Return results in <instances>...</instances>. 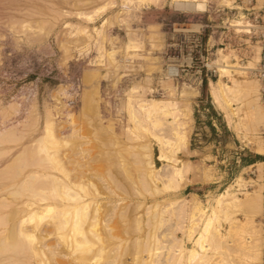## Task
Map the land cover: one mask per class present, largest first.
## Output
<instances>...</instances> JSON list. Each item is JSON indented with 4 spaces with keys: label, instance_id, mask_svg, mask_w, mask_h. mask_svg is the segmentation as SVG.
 Instances as JSON below:
<instances>
[{
    "label": "rangeland",
    "instance_id": "1",
    "mask_svg": "<svg viewBox=\"0 0 264 264\" xmlns=\"http://www.w3.org/2000/svg\"><path fill=\"white\" fill-rule=\"evenodd\" d=\"M37 1L38 2H36V0H0V58H2L0 59V112L1 114H3L2 111H9V109H7L8 105L10 104L11 100L14 99L15 96H17L21 88H23L24 86L27 87L36 84L35 87L37 89V97H35V102L37 104L38 114L35 120V122L37 121L38 123L36 122L35 124L34 122L35 129L30 128V130L28 129L29 131L25 129L26 131L23 132L25 134L17 131L16 133L18 134H13L14 136L10 134V138H8V136L6 135V138L5 136L4 139L2 138L3 140L0 138V200L5 199L3 200L4 203L2 200V202L0 201V261H2V263L0 264H187L186 261H183L184 258L183 260L181 258V262L177 261V258H179L178 256H176L178 255V251H176L175 254L173 253L177 248L180 247L179 249L181 251L185 250L184 255H186V249H189L192 246L191 244L193 239L190 240L189 234L186 233L185 229L188 230V228L190 226L193 227L195 223L193 222L194 224L191 225L192 222H190V220L194 219L191 218L190 214L191 206H189V204L191 202H189V193L184 188L186 187V185L194 182L196 184H199L194 188V191H196L195 193L197 195V198L198 200H200L202 207L206 212H204L205 214H203L204 216L201 218V220H204L207 215L211 214L210 211H212L213 207L215 206L214 203L216 196L229 185H234V183L236 182L235 180L239 176L245 179V184L243 183L245 189L243 187H236V189L239 188L238 191H236V193L239 194V197L242 198V195H240V193L244 191L251 192L257 190L260 186L259 189L261 190L263 196L261 206L264 208V184L261 182V170L263 168V165L255 167L258 171L255 178L248 174L249 170L242 171V169L245 167L244 160H247L246 156L248 155V151H246V149L245 151H240L239 148H244V145L247 141L245 142V140L240 139V136L236 134L235 130H233L232 127L227 128L223 113L219 111L211 102L208 94V81H205V83L203 82L200 86L197 85V90L194 88L193 90L192 87L182 84V79L187 76H185V74L190 72L181 73V78L179 79L173 78L175 80L169 79L168 81V79H166L163 81L165 62L163 54L161 55L160 53L161 48L165 50V47L167 46L166 44L171 43L174 39L177 38V34L173 32V29H175L173 28L174 24L186 25L189 23L194 24L199 22H207L209 28H207L205 32H202L200 35V38L205 42L208 35H210L211 32L215 31V28L219 24H221V22H227L228 20H237L241 13L234 9H237L238 7H240V9L244 8V3L241 4L239 0H230L231 2L227 0L229 2H227V7V5L224 6L225 3H223V5L218 4V2L215 0H198L204 3L203 8L200 10L198 9V11L188 8L181 10V7L179 6H184L186 3L180 2L179 5L176 6L175 4L172 5L171 0H148V2L145 3L146 5H142L139 0ZM253 1H255L256 3L258 2L257 0ZM43 3L44 5H48L44 6ZM125 3L129 10L120 9L122 4L125 5ZM104 4H106L105 11L102 12V10H99L102 13L98 11V13H94V21L93 23H91L92 25L88 24V27L99 28L106 19L108 21L102 29V32L104 31L102 40L101 38L99 39V44L102 47L103 53L100 52L98 54L97 52L99 50H97V44L94 45L95 43L93 41H90L88 43L84 38V35H82L84 37H81V35L77 36L73 27L76 24L85 26V23L77 17V13H89L95 11L101 6H104ZM51 6H53L54 8ZM258 7L261 6H258L257 4L255 8ZM47 9L60 11L63 15L61 14V16H58L59 18L57 17V19L54 20V22L56 21L55 23L50 17H46L47 19H49V21H51V23H53V27L55 28L53 31L50 30V33H48L47 36H43L42 38H40V40L42 41H39L38 38V41L42 42V44L39 45V42L37 44V40L33 43H27V37L23 32L24 29L19 26L21 25L20 23L16 24L20 27L21 30L17 25L15 26V23L13 24L14 20H18L19 22L23 21L22 25L31 23V27L34 28L33 25H36L37 22L39 23V21H43L45 19V16L43 17L42 14L47 15ZM216 12H220L223 15L220 18H216L214 15ZM9 17V21L12 20V23L8 21ZM6 23H10V25L12 24L13 26H11L10 28L8 25V29ZM67 24L72 25L73 27H66L65 25ZM5 26L7 27V29ZM35 27H37V25ZM65 27L67 29H65ZM11 29L14 30L12 31ZM61 29L62 32H60ZM9 30L12 31V36L8 33L10 32ZM229 30L232 32L235 29ZM20 32H22L23 34H20ZM65 34L69 35L66 36ZM73 34L74 36H72ZM55 36L58 37L55 38ZM71 36L72 40L70 41L69 39ZM156 37L158 38L156 39ZM61 38L62 40L59 41ZM81 38H84L85 42H82L83 40L81 41ZM16 42H19L17 44L18 46H14ZM20 43L22 45H20ZM62 43L64 45L67 44L66 47ZM131 43L132 45L134 44L133 46H136V48H128L125 51L124 47L129 46V44L131 45ZM46 44L48 45L46 46ZM61 44L62 46L60 47ZM19 46L21 47L19 48ZM39 46L41 48H39ZM47 48L52 51L49 52L50 54L47 53L49 51V49ZM45 49L48 51H45ZM254 49L257 50V47H254ZM62 50H64L65 52H62ZM80 50L82 52H80ZM125 52H127V54ZM95 53L98 56L95 55ZM146 53L149 54L147 55ZM215 53L214 58H212L211 60V64L213 60H215ZM222 53L226 55L229 54L227 57V64H232L233 59L235 60L234 63L237 62V58L233 51L226 50L222 51ZM99 55L101 58L100 61L97 58L99 57ZM126 55H131V58H129L126 63L124 62V66H122L121 68H116L115 64H112L118 61L119 63H122V61H120L119 59H122ZM70 58H74V60L71 59V62L67 61ZM95 58H97V60ZM153 58H156L158 61L156 66L158 67V71L160 70L159 74H157L156 69L154 73L153 70H149L152 67L146 65L149 64V60H152ZM88 60L89 62H87ZM73 61H76L78 67ZM92 61L94 64L92 66H95V64H97V66L95 67H97L98 69V78L95 81L94 89L91 92L92 94H95L96 104L95 102L92 103L93 107H87L84 105V99L88 96H86V94L89 93V90H87L86 88H82L81 86V92L82 89H84L82 99L80 95V99L78 98V102L71 105V93H73L72 87L74 86L73 84L77 82L75 81V79L79 78L77 80L80 81L81 71L84 67L83 65H85V67L89 66L87 63L90 64L92 63ZM97 61L99 62V64ZM111 61L112 63H109ZM66 62L69 63L67 64ZM148 74L151 75L148 76ZM244 75L245 74L239 75L237 73L233 78L243 76L244 79L250 81L254 80V78L250 77L249 75L248 77L246 76L247 74L245 76ZM117 78L120 79L116 80ZM211 80L215 82L218 80V77L216 76ZM162 81L164 82V84H162ZM165 81H167V83ZM135 84L143 86L144 90L142 89V92H144H140L141 88L139 87L138 90L140 91L137 90L136 95L135 93L132 94L133 92H130V95H135V97H137V95H140V97L142 96L143 99L146 100L151 98L160 100L163 99V95L164 97L166 95L165 99H177L178 96L183 93L192 92L193 94V92L195 91V94H193L194 96L191 97L192 99L188 103L192 122V130L189 135L187 146V149H189L190 153H187L186 155V152H184L183 149L180 151L181 153L179 152L176 154L179 159L189 160L191 162V168L184 175L186 176L184 177L186 178V180H182L183 182L186 181L185 185L182 181H179L178 183H180V185L178 183H174V185L171 184V188L174 186L173 189H163V187H161L162 179L160 178V182H158L160 189L155 191L152 190L153 183L149 182V184L146 183L147 185H145L143 184V180H141V171L138 172V170H141L139 157L143 149L141 150L140 146L146 144L150 146L153 163L156 169L162 168L165 163L157 161L156 157L159 156L158 153L160 152V149L159 145L150 133L143 132L141 127H138L139 129H141V131L139 130L138 132H136V134L139 136H134L132 133V135H130L129 132H122V129L119 130V128L115 126L116 122L113 121V118L116 115L115 111H117L118 105L120 106V103H118V101L120 100L119 102H121L125 99H128L130 95H128L127 91L130 90L129 88H131ZM187 84L192 85L191 83ZM78 87L80 90V86ZM62 89L66 90L67 93L65 95H70L69 97L67 96L68 98L65 97V95L62 93L61 95L64 96H61L59 94ZM94 90L98 91V95ZM188 90L190 91L188 92ZM99 92L102 94H99ZM54 93H58V96L60 95L59 98H57L58 96ZM103 93L106 95L104 96ZM53 94L55 95L53 96L54 99H60L61 97L59 101H61L62 98V101L64 102H66L67 100V104H69V106L65 104L64 108H66L69 113L63 116V120H59L58 123L60 126H57V129L55 128V133L60 138L58 136L57 137L59 139H61V137H65L61 140L68 141V144L63 145V147L60 144L58 149H56L58 150V155H56V158L51 159L52 162L54 161L52 163L51 160H49L48 162H46V160L42 161V157L45 158V154L39 153L38 155L36 149H34L31 143L33 140L41 137V130L43 128L44 114L46 109L45 106L48 103V99ZM98 97L101 98H99L100 101H98ZM135 97H130L129 100L133 104L137 100ZM177 102L179 103L180 108L183 109L184 103L180 101ZM105 103H107L109 107ZM103 105L111 108V112L110 114H108L109 118H106L105 120L100 118V111H102L100 108H102ZM126 105H130L129 102H127ZM126 113L127 110L123 114L128 118V114ZM134 113L136 114V112ZM170 120L171 119H169V121ZM102 121H104L105 123H102ZM31 122L33 121L31 120ZM127 126L132 128L133 121H130V123L128 122ZM63 129H71V132L63 135L62 133H60ZM260 132L257 133V136L260 137V145L263 149L264 144L263 139H261ZM151 133L166 136L165 138H169L170 136L169 132L159 131L158 129L152 130ZM236 135H238V137ZM16 136H19L18 139H14V137L17 138ZM249 137H252L251 133H247V139H249ZM252 141L254 140L250 139L245 146L254 149L253 147H255V145ZM31 146L33 147L35 152L33 151ZM134 149L137 151H135ZM27 150L31 153H26ZM49 151H51V149H49ZM238 153H241L242 156H238ZM254 153H249V155L252 157ZM41 154H43L42 157ZM35 156L37 159L35 158ZM57 156L59 157V159L61 160V164L63 165L62 169L66 168L65 170L67 172L60 170L61 167L57 164L59 166V170L62 171V173L58 170V166L55 165L57 162H59V159L57 160ZM29 158H31L32 160ZM33 158H35L36 160H34ZM238 159H240L241 161L239 164L236 163ZM254 162L256 163L257 161L255 160ZM32 163L35 165H33ZM20 165H22V167ZM23 166L25 168H23ZM31 166H33L32 168L35 169H32ZM47 166L51 167L49 168L51 170L45 168ZM42 167L45 169H43ZM39 168L41 169V171ZM164 169H167V167H165ZM164 171L166 172L168 170H163V172ZM30 172L37 173L35 174L36 176H34L35 178L31 180L26 179V182H23L22 184V181H24V178ZM63 172H69L67 174L68 179L65 174L63 175ZM200 173L208 176V178H210V181L207 180L205 182L203 180V178L205 177ZM199 174L200 177L203 176L202 179L198 176ZM38 175H40V177H38ZM41 175L56 176L67 184L70 181L71 184L73 181L72 185L84 184L85 187L83 190L81 188L78 190V188H76L75 186L72 187V190L80 197H82L83 200L92 202V204L90 205L91 213L94 209H96L93 212L95 213V215H92L95 217V220H92L95 221V226L92 230L89 229V232H92L88 236V238L90 237V244L87 245V243L85 242L86 246L84 245L83 248L78 249V252L75 251V255L74 245L72 244V246L69 247V245H71L69 244L68 247H66L67 245L65 244V241L67 240L65 239V236L69 235V231L67 229H65V231L64 229L63 231L56 230V228L53 227L52 222H49L51 220L48 218L46 220L43 219L44 221L42 220L43 222L40 224V230L42 235L44 236V240L40 241V243H42L41 249L47 257H45V255H42L43 257L40 258L32 256L31 254H29V252H26L27 247L23 246L17 236H14V238L10 237L9 232L12 223L10 216H8L10 210H12L13 207H15L18 203L19 205L17 207L21 206L20 202H23L28 198L30 199L32 196L35 197L34 199L36 202L41 198L40 196H48V193L46 192L47 190L45 191L42 188H44L45 184L46 186L44 189H47L49 187L46 181L47 179L49 181L50 178H44ZM137 175L141 179H138L139 177ZM13 177L15 178V183L14 180H12ZM192 179L195 180L192 182ZM207 182L211 184L213 182L217 183L215 185L209 186L210 192H203L206 191L207 188L204 189L200 184ZM39 184L43 186L40 187L41 185ZM22 185L25 186V189L23 188L24 186L21 188ZM177 185L178 187H176ZM176 189H178V191H173ZM41 190L45 191V194L41 193ZM50 201L51 200H47V202ZM171 202H176L177 204L175 203L176 205L173 204L172 207L170 206L169 208L167 205ZM186 207L189 208L187 209ZM231 210V215L229 214V211H227L224 216L219 214V218L217 221L218 223L215 224L216 226L218 225L221 234L226 235V239L224 240V242H221L219 245H217L218 248H216V251L213 250L214 246H212L211 248V246L209 245V248H207L208 251H205L208 253L203 252L207 255L204 254L203 257L202 253L201 257H203V260L202 258H199V260L195 262L196 264H198V261L200 260L201 264H204V258H206L207 261L210 260V264H264L263 211L261 210V213H249L245 210H242L241 208ZM228 214L229 216L227 218H232L233 221L235 219L238 220L237 222L235 221L236 225L234 223L227 222L228 219L226 218V216ZM220 215L223 218H221ZM224 221L227 223H225ZM91 222L90 224H92ZM239 223L241 224L239 225ZM231 224L234 225L232 226ZM91 226L90 228H92ZM229 226L233 227V229ZM70 232H72V230H70ZM62 234L65 235L64 239H60L61 237L59 235ZM78 238L76 239L80 241L81 238L80 240ZM178 240L181 244L178 243ZM78 244L82 243L78 242ZM78 244L75 245L77 248ZM172 244L174 247L172 246ZM212 251L215 252L213 253ZM87 252L91 253L89 254ZM86 257L87 260H85ZM209 262L206 263L209 264Z\"/></svg>",
    "mask_w": 264,
    "mask_h": 264
},
{
    "label": "bare ground",
    "instance_id": "2",
    "mask_svg": "<svg viewBox=\"0 0 264 264\" xmlns=\"http://www.w3.org/2000/svg\"><path fill=\"white\" fill-rule=\"evenodd\" d=\"M14 1V0H13ZM26 1V0H25ZM98 1V0H97ZM102 1V0H101ZM112 1V0H111ZM218 2V4H222L225 3L224 6L227 5L228 7V3L231 2L229 0V2L227 0H215ZM258 2L256 3V6L258 4V6H262L264 5V0H257ZM7 2V1H6ZM22 2V1H21ZM36 2H38L36 0ZM75 2V1H74ZM139 2L142 5H146L145 3L148 2V0H139ZM186 3L184 6H179L182 9H195V10H200L203 8V2H200L198 0H183V1H179V0H171L172 5H179V3ZM200 2V3H199ZM228 2V3H227ZM3 3V2H2ZM8 3V2H7ZM227 3V4H226ZM10 4V3H9ZM7 4V5H9ZM113 4V3H112ZM12 5V4H11ZM15 5V4H14ZM44 5V3H43ZM48 5V4H46ZM44 5V6H46ZM81 5V4H80ZM87 5V4H84ZM106 4H104V6H101L100 8H97L95 11L89 12V13H84V12H80L77 13V17L82 20L85 23V26L82 25H74V27L72 25H65L66 27H73L75 29V32L78 35H81V37H84L86 39V41L89 43L90 41L94 42L96 45L97 44V50H99L97 53L99 54L100 52H102V47L99 44V39L103 37V26L108 22L107 19L101 24V26L98 28L95 27H88V24L93 23L94 21V13L101 12L99 10L105 11V6ZM3 6V5H2ZM76 6V5H75ZM120 6V5H119ZM255 6V7H256ZM50 7V6H49ZM53 7V6H51ZM73 7V6H72ZM2 8V7H1ZM4 8V7H3ZM6 8V7H5ZM8 8V7H7ZM48 8V7H47ZM54 8V7H53ZM145 8V7H144ZM260 8V7H258ZM77 9V8H76ZM120 9H128L125 5L122 4ZM230 9V7H229ZM234 9V8H233ZM1 10V9H0ZM9 10V9H8ZM129 10V9H128ZM198 10V11H199ZM234 10H238L240 12V7H238L237 9ZM3 11V10H2ZM31 11V10H30ZM126 11V10H125ZM184 11V10H183ZM204 11V10H203ZM201 11V12H203ZM4 12V11H3ZM32 12V11H31ZM43 12V11H42ZM48 14L44 15L42 14V16H45V19L43 21H39V23L37 22V27H35L36 25H33V27H31V23L28 25H22L23 21H18V20H14L13 24L16 26V23H20L21 28L24 29V35L27 37H25L27 39V43H33L42 41L40 40V38H42L43 36H47L48 33H50V30H54L55 27H53V23H51V21H49V19L47 18H51L52 21L54 22V20L57 19L58 16H61V12L57 11V10H53V9H47ZM97 12V13H98ZM101 12V13H102ZM120 12V11H119ZM241 13V12H240ZM12 14V13H11ZM33 14V13H31ZM65 14V13H64ZM27 15V14H25ZM29 15V14H28ZM50 15V16H49ZM63 15V14H62ZM68 15V14H67ZM97 15V14H96ZM20 16V15H19ZM2 17V16H1ZM24 17V16H23ZM47 17V18H46ZM63 17V16H62ZM66 17V16H65ZM68 17V16H67ZM73 17V16H72ZM238 17V16H237ZM31 18V16H30ZM36 18V17H35ZM40 18V17H39ZM59 18V17H58ZM77 18V19H78ZM96 18V16H95ZM3 19V18H2ZM7 19V18H6ZM10 17L8 18L9 21ZM29 19V18H28ZM42 20V19H41ZM59 20V19H58ZM114 20V19H113ZM2 21V20H1ZM7 21V20H6ZM5 21V22H6ZM12 20H10L9 22H11ZM22 22V23H21ZM56 22V21H55ZM54 22V23H55ZM10 23H6L7 27L9 25V27L11 28V26H13L12 24L10 25ZM26 23V22H24ZM64 24V23H63ZM226 24H229L230 28H234L235 31L237 33H241L243 31L242 27L244 26V22H243V15L242 13L239 15V18H237V20H232V21H227ZM92 25V24H91ZM18 26V25H17ZM18 26V27H19ZM6 27V26H5ZM6 27V29H7ZM8 27V29H9ZM16 27V28H18ZM65 27V29H67ZM109 27V26H108ZM107 27V29H108ZM13 28V27H12ZM52 28V29H51ZM64 28V27H63ZM62 28V29H63ZM173 32L178 34L179 37H187V35H189V33H192L194 30L198 29V25L196 24H182V25H173ZM5 29V30H6ZM20 29V27H19ZM62 29L60 32H62ZM64 29V30H65ZM4 30V29H3ZM12 30V29H11ZM14 30V29H13ZM12 30V31H13ZM21 30V29H20ZM19 30V31H20ZM70 30V28H69ZM10 31V30H9ZM8 32L11 35V32ZM18 31V32H19ZM51 31V32H52ZM17 32V33H18ZM71 32V31H69ZM16 33V32H15ZM37 33V34H36ZM20 34H23L22 32H20ZM36 34V35H35ZM52 34V33H51ZM60 34V33H59ZM157 34V33H156ZM9 35V36H10ZM13 35V34H12ZM11 35V36H12ZM16 35V34H15ZM66 35V34H65ZM69 35V34H67ZM66 35V36H67ZM84 35V36H82ZM74 36V34L72 35ZM72 36L70 37V41L72 40ZM14 37V36H13ZM58 36H55V38H57ZM65 37V36H64ZM76 37V36H75ZM39 38V41H38ZM69 38V37H68ZM81 38L82 42H85V39ZM158 37H156L157 39ZM25 39V41H26ZM44 39V38H43ZM5 40V39H4ZM20 40V39H19ZM18 40V41H19ZM22 40V39H21ZM45 40V39H44ZM62 38L59 40L61 41ZM68 40V41H69ZM77 40V39H76ZM79 40V39H78ZM100 40V41H101ZM181 40V39H180ZM213 40V38L211 39ZM15 41V40H14ZM13 41V43H14ZM23 41V40H22ZM21 41V43H22ZM24 41V43H25ZM56 41V40H55ZM157 41V40H156ZM155 41V43H156ZM44 42V41H43ZM104 42V41H103ZM19 43V42H18ZM16 42V44H14V46H18V44ZM20 43V45H22ZM26 43V44H27ZM75 43V42H74ZM12 44V43H11ZM42 44V42H39V45ZM45 44V43H44ZM63 44V43H62ZM62 44L60 45V47L62 46ZM102 44V42H101ZM33 45V44H31ZM29 45V46H31ZM35 45V44H34ZM48 44H46L47 46ZM64 45V44H63ZM67 45V44H66ZM66 45H64L66 47ZM70 45V44H69ZM68 45V46H69ZM73 45V44H72ZM76 45V44H75ZM89 45V44H88ZM93 45V46H94ZM134 45V44H133ZM132 43L131 45L129 44V46H125L124 50L126 51V49L128 48H136V46H133ZM86 46V45H85ZM160 46V45H158ZM157 46V47H158ZM21 46H19L20 48ZM35 47V46H34ZM45 47V46H44ZM49 47V46H48ZM70 47V46H69ZM68 47V48H69ZM73 47V46H72ZM89 47V46H88ZM180 43L179 45H173L171 48H168L165 50H163V48H161L160 53L161 55L163 54V58H164V62L166 60L168 67L165 69V72L163 74L164 78L163 81L168 79L170 80H175L173 79L174 77V73L176 72V69L174 67H176V63L182 64L184 62H188L187 59H185L184 57H181L179 60L177 57H180L181 55V49H180ZM38 48V46H37ZM39 48H41L39 46ZM43 48V47H42ZM71 48V47H70ZM74 48V47H73ZM81 48V47H80ZM79 48V49H80ZM85 48V47H84ZM92 48V47H91ZM49 49V48H47ZM72 49V48H71ZM94 49V47H93ZM96 49V47H95ZM160 49V48H159ZM15 50V49H14ZM87 50V49H86ZM226 50H230V49H226ZM224 49H220L218 48L216 50L215 53V60H213L212 65L215 66V68L217 69L218 72V80L217 81H212L209 80L208 81V94L209 97L211 99L212 104L223 113L224 115V119L226 121L227 124V128L228 127H232L233 130H235L236 134H238L240 136V139L245 140L246 143L249 142L250 139H253L254 141H252L255 145V147H253L254 151L256 154H264L262 149V146L260 145V137L257 136L258 132H262L263 128H264V112H263V108L262 105L260 103V99H259V94H260V85L259 83L254 79L253 81L251 80H247L244 79L243 76H238L237 78H233L234 75H236L237 73L239 75H243V74H247L246 69L254 67V65L256 64V62L258 61V48L257 50L254 49L253 50V55L251 57V59L248 61V64L246 67H243L239 61H238V57L237 58V62L234 63V59L232 64H227L228 61V55L223 54L222 51H226ZM1 51V50H0ZM6 51V50H5ZM45 51H48L45 49ZM73 51V50H72ZM75 51V50H74ZM79 51V50H77ZM85 51V50H84ZM162 51V52H161ZM232 51V50H231ZM40 52V50H39ZM38 52V53H39ZM42 52V51H41ZM49 51L47 52L48 54H50ZM62 52H65L64 50H62ZM70 52V51H69ZM80 52H82L80 50ZM45 53V52H44ZM88 53V52H87ZM103 53V52H102ZM127 54V52H125ZM213 53V54H214ZM9 54V53H8ZM52 54V53H51ZM81 54V53H80ZM147 54V53H146ZM149 54V53H148ZM147 54V55H148ZM234 54V53H233ZM11 55V54H10ZM54 55V54H53ZM95 55H97L95 53ZM103 55V54H102ZM160 55V54H159ZM80 56V55H78ZM98 56V55H97ZM110 56V55H109ZM115 56V55H114ZM1 57V56H0ZM7 57V56H6ZM49 57V56H48ZM65 57V56H64ZM76 57V54H75ZM103 57V56H102ZM111 57V56H110ZM62 58V57H61ZM60 58V59H61ZM98 60L100 61V55L99 57H97ZM97 58H95L97 60ZM131 58V55H126L125 57H123L122 59H119L120 61H122V63L115 62L112 64H115L116 68H121L123 65V63L127 62L128 59ZM214 58V57H213ZM2 59V58H0ZM74 60V58H70L67 61L70 60ZM93 59V58H92ZM3 60H4V56H3ZM90 60V59H89ZM89 60L87 62H89ZM94 60V59H93ZM95 60V61H96ZM112 60V59H110ZM149 60V59H148ZM35 61V60H34ZM61 61V60H60ZM149 64H146L147 66L149 65L150 67H152L149 70H153L155 73V69L157 70V74L160 73V70L158 71V67L156 66L157 64V59L153 58L152 60H149ZM3 62V61H2ZM16 62V61H15ZM71 62V61H70ZM76 63V61H73ZM86 62V63H87ZM98 62V61H97ZM96 62V63H97ZM165 62V64H166ZM231 62V61H230ZM67 63V62H66ZM69 63V62H68ZM67 63V64H68ZM107 63V62H106ZM229 63V62H228ZM39 64V63H38ZM89 66L83 65L84 67L82 68L81 71V76H80V81L75 79V81H77L75 84H73L74 86L72 87L73 89V93H71V105L72 104H76V102H78V98L80 99V95H81V99L83 96V91L84 89H82L81 92V86L82 88H86L87 90H89V93L86 94V98L84 99V105L87 107H93V104L95 102L96 104V99H95V94H92V90L94 89V83L98 78V69L97 64H95V66L92 63H87ZM99 64V62H98ZM60 65V64H59ZM65 65V64H64ZM77 65V63H76ZM82 65V64H81ZM102 65V64H101ZM100 65V66H101ZM108 65V64H107ZM106 65V68H107ZM249 65V66H248ZM62 66V65H61ZM80 66V65H79ZM99 66V65H98ZM109 66V65H108ZM3 67V66H2ZM74 67V66H73ZM78 67V65H77ZM157 67V68H155ZM72 68V67H71ZM105 68V69H106ZM114 68V69H116ZM78 69V68H77ZM81 69V68H80ZM123 69V68H122ZM1 70V69H0ZM124 71V70H123ZM111 73V72H109ZM234 73V74H233ZM236 73V74H235ZM80 74V73H78ZM108 74V72H107ZM18 75V74H17ZM110 75V74H109ZM151 74H148V76H150ZM244 75V76H245ZM248 77V74L246 75ZM122 77V76H121ZM246 78V77H245ZM120 78H117L116 80H118ZM105 80V79H104ZM144 80V79H143ZM148 80V79H147ZM149 81V80H148ZM162 81V84H164V82ZM230 81V82H229ZM73 82V81H72ZM81 82V83H80ZM115 82V80H114ZM113 82V83H114ZM167 83V81H165ZM229 82V83H228ZM143 84V83H142ZM146 84V82H145ZM183 85H187L192 87V89H196L197 90V85H190L187 83H182ZM36 85V84H35ZM35 85L33 86H27V87H23L20 89L19 93L17 94V96L14 97V99L11 100L10 104L8 105L7 109H9V111L7 112H3V114H1L0 112V138L4 139V136L6 138V135L8 136V138H10L11 136H9L10 134L12 136H14L13 134H18L16 133L17 131L20 132H24L26 130H30V128L35 129L34 127V122L38 116L37 114V104L35 102V97L36 96V87ZM144 85V84H143ZM80 86V90L79 87ZM113 87V86H112ZM141 88V91L138 90V88ZM61 88V87H60ZM144 87L140 86L139 84H135L134 86H132L131 88H129L130 90L127 91L128 95H130V92L132 94L137 93V90L142 92V89ZM147 88V87H145ZM1 89V88H0ZM115 89V88H114ZM193 89V90H194ZM7 90V89H6ZM59 90V89H58ZM144 90V89H143ZM147 90V89H146ZM2 91V90H1ZM97 95H98V91L94 90ZM190 90H188L189 92ZM57 92V91H56ZM111 92V91H110ZM122 92V91H121ZM144 92V91H143ZM142 92V93H143ZM152 92V91H151ZM150 92V93H151ZM195 92V91H194ZM193 92V94H195ZM2 93V92H1ZM5 93V92H4ZM47 93V92H46ZM51 93V92H50ZM66 94V90L62 89L61 92H59V94ZM149 93V92H148ZM153 93V92H152ZM3 94V93H2ZM28 94V95H26ZM55 94V93H54ZM49 95V99H48V103L45 106V114H44V123H43V128L41 130V137H38L37 139L33 140L31 145L34 147V149H36V152L38 153H44L45 154V158H43V154H41L42 157V161L46 160V162H48L49 160L56 158V155H58V147L60 146V144L62 145H67L68 141L65 140H61L64 139L65 137H61V139H59L60 137L58 135H56L55 131L57 129V126L59 125V120H63V116L67 115L69 113L68 110H66V108H64L65 104H67V100L66 102L59 101L61 99H57L59 98L58 93L55 94L58 97L54 99L53 96L55 95ZM69 94V93H68ZM91 94V95H90ZM99 94H102L99 92ZM165 94V93H164ZM191 93H183L181 95L178 96L177 99H165L164 95H163V99L157 100V99H143V97L140 95L137 97H135V95H130V97H135L137 100L135 101V103L133 104L132 102H130V97H128V99H125L121 102L118 101V103H120V106L118 105V109L117 111H115V116L113 118V121L116 122L115 126H117L120 129H122V132H129L130 135H134V136H139L136 134V132H138L139 130L141 131V129L143 130V132H148L152 135V137L154 138V140L157 142V144L159 145V149L160 152L158 153L159 156L156 157L157 161H161L163 163H165L162 168L160 169H156L153 163V159H152V153H151V148L148 144L140 146V149L142 150V152L140 153V157L138 155V157L140 158V164H141V171L140 174L142 176V179L139 177L138 179L143 180V184L147 185L149 184V182L153 183L152 184V190H158L160 189V186L158 185V182H160V178L161 180V187H163V189H168L171 188V184L174 185V183H178L179 181L181 182L182 180H186V176H184L188 170L191 168V162L189 160H183V159H179L178 156L176 155L177 153H179L181 150H183L184 152L190 153L189 149H187L188 146V140H189V135L191 133L192 130V122H191V115H190V108L188 107V103L191 101V97L194 96ZM26 95V96H25ZM61 95V96H64ZM103 95L105 96L106 94L103 93ZM125 95V94H123ZM142 95V94H141ZM69 97L70 95H65V97ZM74 96V98H73ZM127 96V95H125ZM4 97V96H3ZM64 97V98H65ZM67 97V98H68ZM168 97V95H167ZM54 100H53V99ZM97 98V97H96ZM100 97H98V101H100L99 99ZM65 100V99H64ZM177 101L183 102L184 106L183 109L180 108L179 103ZM107 102V101H106ZM117 102V100H116ZM129 102L130 105H126V103ZM91 103V105H90ZM3 104V103H2ZM94 104V106H95ZM107 106L108 104L105 103ZM133 104V105H132ZM99 105V104H98ZM67 106H69V104H67ZM128 106V107H127ZM78 107V106H77ZM109 107V106H108ZM105 105L102 106V108H100L102 111H100V118L101 119H106L109 118L108 114H110V109ZM115 108V106H114ZM96 109V108H95ZM94 109V110H95ZM97 110V109H96ZM126 112L128 114V118L124 116V112ZM136 112V114L134 113ZM65 113V114H64ZM125 114V115H126ZM169 119H171L169 121ZM31 120L33 122H31ZM65 120V119H64ZM108 120V119H107ZM129 120V121H128ZM100 121V120H99ZM130 121H133V127H129L127 126V123ZM37 122V121H36ZM35 122V124H36ZM104 121H102L103 123ZM38 123V122H37ZM105 123V122H104ZM143 124V125H142ZM108 125V124H107ZM138 127H141V129H139ZM56 128V129H55ZM26 129V130H25ZM60 129V128H59ZM159 130V131H167L169 132L170 136L169 138H165L166 136H161L160 134H156V133H151L152 130ZM28 130V131H29ZM231 130V129H230ZM33 131V130H32ZM68 132H71V129H63L61 130L60 133L64 134H68ZM234 132V133H235ZM261 132H260V136H261ZM73 133V132H72ZM132 133V134H131ZM247 133H251L252 137L249 139H247ZM25 134V133H23ZM28 134V133H26ZM125 134V133H124ZM136 134V135H135ZM21 135V134H20ZM238 135H236L238 137ZM59 138H58V137ZM249 136V135H248ZM17 138L14 137V139H18L19 136H16ZM151 137V138H152ZM2 139V140H3ZM13 139V138H11ZM128 139V138H127ZM262 139V137H261ZM30 140V139H29ZM242 141V140H241ZM3 142V141H2ZM10 142V141H8ZM16 143V142H15ZM245 143V145H246ZM251 143V142H250ZM17 144V143H16ZM5 145V144H4ZM7 145V144H6ZM9 145V144H8ZM244 145V146H245ZM251 145V144H250ZM3 146V145H2ZM31 146V147H32ZM69 146V145H68ZM32 147V149H33ZM27 149V148H26ZM29 149V148H28ZM33 149V151H34ZM49 149H51V151H49ZM135 150V149H134ZM24 151V150H23ZM137 151V150H135ZM35 152V151H34ZM28 154H30L31 152H29L27 150ZM138 153V154H139ZM181 153V152H180ZM4 154V153H3ZM199 154V153H198ZM32 155V154H31ZM35 155V154H34ZM182 155V154H181ZM2 156V155H1ZM30 156V155H29ZM206 156V155H205ZM40 157V158H41ZM4 158V157H3ZM36 158V156H35ZM35 158H33L34 160H36ZM63 158V157H62ZM203 158V157H202ZM206 158V157H205ZM209 158V157H208ZM28 159V158H27ZM26 159V160H27ZM31 159V158H29ZM59 159V157L57 156V160ZM207 159V158H206ZM32 160V159H31ZM27 162V161H26ZM30 162V161H28ZM36 162V161H35ZM34 162V163H35ZM52 162V160H51ZM54 162V161H53ZM52 162V163H53ZM25 163V162H24ZM42 163V162H41ZM28 164V163H27ZM26 164V165H27ZM33 164V163H32ZM55 164V163H54ZM59 165L61 167L60 170H63L64 172H67L64 168L63 165L61 164V160L59 159V162H57L55 165ZM139 164V167H140ZM31 165V164H30ZM35 165V164H33ZM57 165V166H58ZM262 162H256L253 164V167H259L262 166ZM22 167V165H20ZM59 166H58V170H59ZM67 166V165H66ZM28 167V166H27ZM33 166H31L32 168ZM138 167V168H139ZM165 167H167V169H164ZM19 168V167H18ZM17 168V169H18ZM23 168H25L23 166ZM22 168V169H23ZM38 168V167H37ZM43 168V167H42ZM47 169L51 168V167H45ZM43 168V169H45ZM30 169V168H29ZM35 169V168H32ZM40 169V168H39ZM250 167H244L242 169V171H246L249 170ZM19 170V169H18ZM21 170V169H20ZM51 170V169H49ZM48 170V171H49ZM59 170V171H60ZM163 170H168V171H164ZM37 171V170H36ZM41 171V169H40ZM16 172V171H14ZM46 172V171H45ZM62 173V171H60ZM65 176L68 179V173H64ZM190 172V171H189ZM258 172V171H257ZM20 173V172H19ZM24 173V172H23ZM43 173V172H41ZM47 173V172H46ZM57 173V172H56ZM242 173V172H241ZM35 174H37L36 172H30L27 174V176L24 178V181H22L25 183L26 179H33L35 178L34 176H36ZM202 174V173H200ZM200 174L198 175L200 177ZM16 175V174H15ZM20 175V174H19ZM205 178H203V180L206 182L207 180H209L210 178H208V176H205V174H202ZM201 175V176H202ZM240 175V174H239ZM243 175V174H242ZM262 175V174H261ZM44 178H50L49 181L47 179L46 183H48L47 185H49V187L47 189H44L46 184L44 185V188H42L43 190H47L46 192L48 193V196H40L41 198L38 199V201H35V197L32 196L30 199L28 198L27 200L20 202L21 206L17 207L19 205L16 204L15 207H13L12 210H10V213L8 214V216H10V219L12 220L11 223V228H10V237L14 238V236L18 237L19 240L21 241V243L23 244L24 247H27L26 252H29V254H31L32 256H35L36 258H40L43 257L42 255H45L44 252L41 249L42 243H40V241L44 240V236L41 233L40 230V224L46 220L47 218L50 219L52 222V225L54 228H56V230H61L65 231V229H67L69 232V235H59L61 238L60 239H67L65 241V244L67 245L66 247L72 246V244L74 245L75 249L74 252L77 251L78 249H81L84 247V245L86 246L90 244L89 238L88 236L90 235L89 229H93V227L95 226V217L92 215H95L94 210L96 209H92V213H91V209H90V205L92 204L91 201H85L82 199V197H80L77 193H75L72 190V187L75 186L76 188H78V190L81 188L82 190L84 189L85 185L84 184H78V185H72L71 181L67 184L65 182H63L61 179H59L56 176H52V175H41ZM202 176V177H203ZM23 177V176H22ZM38 177H40V175H38ZM71 177V176H70ZM193 177V176H192ZM196 177V176H195ZM198 177V178H199ZM202 177H200L202 179ZM184 178V179H183ZM197 178V177H196ZM199 178V179H200ZM15 178L13 177L12 180H14ZM65 179V178H64ZM200 179V180H201ZM39 180V179H38ZM70 180V179H69ZM140 180V181H141ZM195 180V179H194ZM192 179V182L194 181ZM199 180V181H200ZM202 180V181H203ZM1 181V180H0ZM10 181V180H9ZM37 181V180H36ZM182 181V182H183ZM210 181V180H209ZM208 181V182H209ZM236 182L234 183V185H229L227 188H225L222 192H220L216 198H215V203H214V207L212 209V211H210L211 214L207 215V217L203 220H201V218L204 216L203 214H205L206 212L204 211L205 209H203L202 204L200 202V200H198L197 196L195 195H189V202H191L189 204V206H191L190 209V214H191V218L193 220H190L191 225L194 224V226H190L187 229H185L186 233L189 234L190 240H192V246L189 249H186V255H184V251L180 250L179 248H177L173 254L176 253V251H178V256L179 258H177V261L181 262L184 258L183 261H186L187 264H194L197 260H199V258L204 257L205 252L207 250V248H209V245L214 246L213 250H217L216 248L217 245H219L221 242H224V240L226 239V235L221 234L218 225L216 226L215 224L218 223V218H219V214L221 215H225L227 211H229V214L231 215L232 213L230 212L231 209H242L245 210L247 212H253V213H261V210L263 211L264 214V208L261 206L262 204V193L261 190L259 188L257 190L251 191V192H247L244 191L242 193H240V195H242V198L239 197V194L236 193V191H238L239 188L236 189V187H245L243 185V183L245 184V179L241 176H239L236 180ZM3 182V181H2ZM5 182V181H4ZM7 182V181H6ZM40 182V181H39ZM42 182V180H41ZM44 182V180H43ZM76 182V181H75ZM186 182V181H185ZM185 182L184 185H185ZM189 182V180H188ZM191 182V180H190ZM207 182V183H208ZM253 182V181H252ZM15 183V180H14ZM142 183V182H141ZM147 183V184H146ZM195 183V182H194ZM44 184V183H42ZM140 184V183H139ZM180 185V183H178ZM191 184V183H190ZM204 184V183H203ZM254 184V183H253ZM5 185V184H4ZM35 185V184H34ZM41 185V184H39ZM7 186V185H6ZM24 185L21 186V188ZM43 185H41L40 187H42ZM14 187V186H13ZM39 187V186H38ZM147 187V186H146ZM174 187V186H173ZM173 187L171 189H173ZM178 187V185L176 186ZM3 188V187H2ZM25 189V186L23 187ZM149 188V187H148ZM235 188V189H234ZM175 189V188H174ZM242 189V188H241ZM245 189V188H244ZM36 190V189H35ZM39 190V189H38ZM37 190V191H38ZM77 190V191H78ZM169 190V189H168ZM45 191L41 190V193L45 194ZM76 191V189H75ZM171 191V190H170ZM173 191H178V189L173 190ZM23 192V191H22ZM39 192V191H38ZM88 192V191H87ZM172 192V191H171ZM21 193V192H20ZM46 193V194H47ZM93 193V192H92ZM3 194V193H1ZM24 194V193H23ZM89 194V193H88ZM36 195V194H35ZM1 196V195H0ZM85 196V195H84ZM207 196V195H205ZM22 197V196H21ZM48 197V198H45ZM7 198V197H6ZM9 198V197H8ZM89 198V197H88ZM23 199V198H22ZM85 199V198H84ZM2 200V199H1ZM0 200V201H1ZM5 200V199H3ZM2 200V201H3ZM37 200V199H36ZM47 200H51L50 202H47ZM1 201V202H2ZM96 201V200H95ZM208 201V200H207ZM16 202V201H15ZM4 203V201H3ZM6 203V202H5ZM176 202H171L169 203L167 206L170 208V206L172 207L173 204H175ZM180 203V202H179ZM185 203V202H184ZM188 203V202H186ZM205 203V202H204ZM177 204V203H176ZM175 204V205H176ZM183 205V204H182ZM1 206V205H0ZM188 206V204H187ZM187 208V207H186ZM189 208V207H188ZM187 208V209H188ZM3 210V209H2ZM7 210V209H6ZM89 210V211H88ZM157 211V210H156ZM233 211V210H231ZM98 212V211H97ZM155 212V211H154ZM205 212V213H204ZM209 212V211H208ZM3 214V213H2ZM229 214L226 216V218L229 216ZM154 215V214H153ZM220 215V216H221ZM152 217V216H151ZM171 217V216H170ZM4 218V216H3ZM98 218V217H97ZM221 218H223L221 216ZM231 218V217H230ZM44 219V220H43ZM225 219V217H224ZM223 219V220H224ZM227 222H231L234 223L236 225V222L238 221L237 219H235L233 221V219H229L227 218ZM250 219V218H249ZM247 219V220H249ZM9 220V219H8ZM43 220V221H42ZM100 220V219H99ZM230 220V221H229ZM246 220V221H247ZM10 221V220H9ZM84 221V222H83ZM92 221V222H91ZM236 221V222H235ZM90 222L92 224H90ZM94 222V224H93ZM194 222V223H193ZM225 222V221H224ZM225 222V223H227ZM248 222V221H247ZM246 222V223H247ZM51 224V223H50ZM92 228H90V226ZM98 224V221H97ZM96 224V225H97ZM181 224V223H180ZM234 224H231L232 226ZM241 223H239L240 225ZM181 226V225H180ZM238 226V224H237ZM230 227V226H229ZM236 227V226H235ZM234 227V228H235ZM248 227V226H247ZM3 228V227H2ZM8 228V227H7ZM233 229V227H230ZM6 229V228H5ZM236 229V228H235ZM242 229V228H241ZM246 229V228H245ZM250 229V228H249ZM4 230V229H3ZM70 230H72V232H70ZM90 230V231H91ZM177 230V228H176ZM238 230V229H237ZM179 231V230H178ZM231 231V230H230ZM255 231V230H254ZM55 232V231H54ZM89 232V234H88ZM183 232V231H182ZM248 232V231H247ZM264 232V231H263ZM7 233V232H6ZM8 233V236H9ZM62 233V232H61ZM72 235H71V234ZM185 233V234H186ZM228 233V232H227ZM232 233V232H231ZM246 233V232H245ZM250 233V232H249ZM58 234V233H57ZM88 234V235H87ZM95 234V233H94ZM195 234V235H194ZM264 234V233H263ZM92 235V234H91ZM252 235V233H251ZM70 236V237H69ZM229 236V235H228ZM257 236V234H256ZM1 237V235H0ZM69 237V239H68ZM80 237V238H78ZM95 237V235H94ZM97 237V236H96ZM99 237V236H98ZM187 237V238H189ZM252 237V236H251ZM255 237V236H254ZM11 238V239H12ZM76 238H78L80 241H78ZM95 239V238H94ZM253 239V238H252ZM264 239V237H263ZM82 243V244H78ZM101 240V239H100ZM172 240V239H171ZM254 240V239H253ZM9 241V240H8ZM89 241V242H88ZM189 241V240H188ZM227 241H228V237H227ZM77 242V243H76ZM86 242V243H85ZM177 242V241H176ZM226 242V241H225ZM78 244V248L75 246L76 244ZM178 243L179 240H178ZM262 243V242H261ZM181 244V243H180ZM208 245V246H207ZM264 245V244H263ZM55 246V245H54ZM173 246V244H172ZM50 247V246H49ZM174 247V246H173ZM264 247V246H263ZM44 248V247H43ZM77 248V249H76ZM260 248V246H259ZM46 249V248H45ZM70 249V248H69ZM91 249V248H90ZM263 249V248H262ZM89 250V249H88ZM7 251V250H6ZM64 251V250H63ZM208 251V250H207ZM211 251V250H210ZM209 251V252H210ZM215 251H212L213 253ZM78 252V251H77ZM82 252V251H81ZM205 252V253H203ZM86 253V251H85ZM87 253H91V252H87ZM203 253V257H201V254ZM255 253V252H254ZM257 253V252H256ZM27 254V253H26ZM76 254V252L74 253V255ZM79 254V253H78ZM216 254V253H215ZM222 254V253H221ZM70 255V254H69ZM207 255V254H205ZM219 255V254H218ZM174 256V255H172ZM255 256V255H254ZM264 256V255H263ZM262 256V257H263ZM45 257H47L45 255ZM88 257V256H87ZM87 257L85 260H87ZM35 258V259H36ZM85 258V257H83ZM89 258V257H88ZM175 258V257H174ZM182 258V260H181ZM34 259V258H33ZM264 259V258H263ZM79 260V259H77ZM83 260V259H82ZM174 260V259H173ZM29 261V260H28ZM176 261V262H177ZM210 261V260H209ZM209 261L206 260V258H204V264H207ZM216 261V260H215ZM264 261V260H263ZM87 262V261H86ZM173 262V261H172ZM201 264V260L198 261ZM207 262V263H206ZM217 262V261H216ZM259 262V261H258ZM0 263H2V261H0ZM7 263V262H6ZM37 263V262H36ZM41 263V262H39ZM198 263V264H199ZM260 263V262H259ZM42 264V263H41ZM180 264V263H179ZM196 264V263H195ZM210 264V262H209ZM218 264V263H217ZM221 264V263H220Z\"/></svg>",
    "mask_w": 264,
    "mask_h": 264
},
{
    "label": "built area",
    "instance_id": "3",
    "mask_svg": "<svg viewBox=\"0 0 264 264\" xmlns=\"http://www.w3.org/2000/svg\"><path fill=\"white\" fill-rule=\"evenodd\" d=\"M239 1L241 4L244 3L245 5L244 8L240 9L244 22V26L242 27L243 30H241L243 32L237 33L235 30L231 32L229 29L234 28H230L229 24H226V22H221V24L215 28V31L208 35L204 42L200 38V35L202 32L204 33L207 28H209L207 22L194 23L198 25V29L189 33V35L184 38L179 37L177 34V38L171 43L166 44L167 46L165 48L168 49L173 45H179L180 43L182 53L180 57L177 58L179 60L181 57H184L188 60V62H184L182 64L176 63L177 65L174 67L176 72L173 74V78L179 79L181 78V73L190 72L185 74V76H187L182 79V83L187 82L192 85L196 84L200 86L203 82L205 83V81H209L218 76L217 69L211 64V60L214 57L213 53L218 48L232 50L238 57L239 63L243 67H246L248 60H250L253 55L254 47H257L259 49L258 61L254 67L248 68L246 71L247 74L254 78L260 85L259 99L264 112V5L260 8H255L256 2L253 0ZM214 15L216 18H220L223 14L216 12ZM212 38L213 40H211ZM164 65L166 69L168 67L167 62ZM261 137L264 144V128L261 132ZM240 151H243V149ZM240 162V159H238L236 163L239 164ZM262 164L261 182L264 184V154ZM249 167L250 169L248 174L255 178L258 173L257 169L253 167V164L249 165Z\"/></svg>",
    "mask_w": 264,
    "mask_h": 264
},
{
    "label": "crops",
    "instance_id": "4",
    "mask_svg": "<svg viewBox=\"0 0 264 264\" xmlns=\"http://www.w3.org/2000/svg\"><path fill=\"white\" fill-rule=\"evenodd\" d=\"M240 150H242L243 149V151H245V149H246V151H248L247 153H248V155L246 156V158H247V160H244V164H245V167H248L249 165H251V164H254L255 162V160L256 161H258V162H262L263 161V155L262 154H255L254 152H253V149L252 148H249V147H246V146H244V148H239ZM249 153H254L253 154V156L251 157L250 155H249ZM236 154V153H235ZM237 155H239V156H242V154L241 153H238ZM256 157V158H255ZM254 163H253V162ZM217 182H213L212 184L211 183H201L200 185H202V187L205 189V188H207L206 189V191H203V192H210L209 190H210V187L209 186H212V185H215ZM199 184H196V183H191V184H188V185H186V187L184 188L185 190H187L188 191V193H189V195H195V196H197L196 195V191H194L195 189V187H197Z\"/></svg>",
    "mask_w": 264,
    "mask_h": 264
}]
</instances>
